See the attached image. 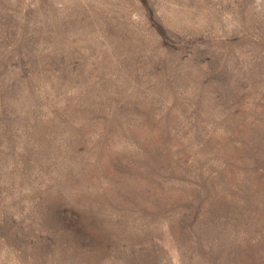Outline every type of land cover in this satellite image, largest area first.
I'll return each mask as SVG.
<instances>
[{"label":"rangeland","instance_id":"1","mask_svg":"<svg viewBox=\"0 0 264 264\" xmlns=\"http://www.w3.org/2000/svg\"><path fill=\"white\" fill-rule=\"evenodd\" d=\"M0 264H264V0H0Z\"/></svg>","mask_w":264,"mask_h":264}]
</instances>
